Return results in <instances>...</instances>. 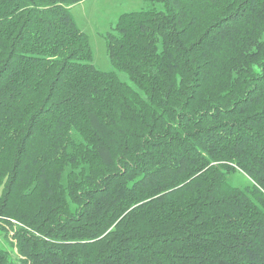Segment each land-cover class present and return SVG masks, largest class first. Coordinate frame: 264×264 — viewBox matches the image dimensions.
Returning a JSON list of instances; mask_svg holds the SVG:
<instances>
[{
	"label": "trees",
	"instance_id": "trees-1",
	"mask_svg": "<svg viewBox=\"0 0 264 264\" xmlns=\"http://www.w3.org/2000/svg\"><path fill=\"white\" fill-rule=\"evenodd\" d=\"M83 1L0 0V264H264V0H141L131 84Z\"/></svg>",
	"mask_w": 264,
	"mask_h": 264
},
{
	"label": "rangeland",
	"instance_id": "rangeland-1",
	"mask_svg": "<svg viewBox=\"0 0 264 264\" xmlns=\"http://www.w3.org/2000/svg\"><path fill=\"white\" fill-rule=\"evenodd\" d=\"M149 3L141 0H85L72 8V14L79 28L88 35L90 45L94 54L93 64L105 72L115 71L122 82L131 84L124 72L117 71L111 63L106 36L114 32V28L121 15L129 12L144 11L150 8ZM160 8V6H157ZM70 167L66 169L63 182L66 184L67 174ZM229 183L236 188L250 186V179L241 171L231 174ZM0 249L11 252L10 243L0 234Z\"/></svg>",
	"mask_w": 264,
	"mask_h": 264
}]
</instances>
